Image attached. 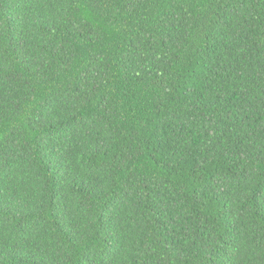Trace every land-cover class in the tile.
Returning a JSON list of instances; mask_svg holds the SVG:
<instances>
[{"label": "trees", "instance_id": "16d2710c", "mask_svg": "<svg viewBox=\"0 0 264 264\" xmlns=\"http://www.w3.org/2000/svg\"><path fill=\"white\" fill-rule=\"evenodd\" d=\"M0 264H264V0H0Z\"/></svg>", "mask_w": 264, "mask_h": 264}]
</instances>
